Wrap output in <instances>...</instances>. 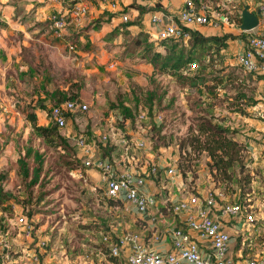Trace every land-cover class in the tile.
Segmentation results:
<instances>
[{
	"label": "rangeland",
	"instance_id": "rangeland-1",
	"mask_svg": "<svg viewBox=\"0 0 264 264\" xmlns=\"http://www.w3.org/2000/svg\"><path fill=\"white\" fill-rule=\"evenodd\" d=\"M206 1L208 14L236 4L235 0ZM249 2L241 0L237 6H246ZM60 11L58 5L43 0H0V192L6 197L0 204V222L6 221L4 226L1 222V227L14 249L20 251L28 243L17 235V230H6L16 210H22L33 222L37 239L48 241L47 249L40 253L41 264H108L99 250L90 252L86 243L95 239L94 222L103 217L110 218L119 234L139 232L149 243L155 232L167 228L160 225L162 217L156 211L143 215L129 202L111 206L105 196L106 182L100 172L92 173L91 169L97 170L93 166L83 167L88 154L75 139L80 136L86 139V147L93 151V161L103 155L100 144L115 146L112 159L116 167L124 163L132 172L141 174L153 188L150 194L169 203L165 202L169 192L175 194L169 169L178 167L184 155L179 141L203 114L236 130V137L247 144V154L253 159L252 167L257 173L253 192L246 199L252 201L251 209L239 199V193H227L224 185H216L206 153L193 162L187 177L179 172L184 185L176 194L183 200L190 194H200L203 200L212 193L219 205L240 202L243 214L232 217L228 223L235 231L234 239L241 238L244 253L248 251V236H255L261 245L264 239V129L258 125L264 120L256 106L263 103L264 78L250 74L237 62V42L230 40L222 54L215 57L217 61L210 62L204 57L202 62H196L197 66H192L205 75L207 83V86L192 88L150 62L148 55L157 47L174 45L157 37L159 26L153 27L149 22L150 13L141 15L139 10L136 13L128 10L129 22L137 14L142 22L141 27L125 25L119 19L125 11L94 3L83 26L70 31L69 42L76 44V49L71 51L66 42H59L52 34L54 17ZM192 29L207 35L230 33L228 26L218 29L212 24L192 26ZM137 38L142 39L141 45L136 42ZM190 49L183 42L177 45V51L186 55ZM194 71L188 70V75ZM238 89L258 103L254 105L245 98L233 106ZM63 92L67 96L76 94L89 105L88 111L71 117L66 127L58 128L71 150L44 137L29 117L35 113L38 125L56 126L49 110ZM121 102L132 108L134 118L123 117ZM239 107L245 111L241 112ZM159 133L166 136L169 144L155 152L152 137ZM2 176L6 178L1 180ZM163 185H167L166 190L160 189ZM249 213L254 217L251 223L255 226L248 225ZM164 214L171 213L167 209ZM239 222L243 223L241 228H237ZM19 255L14 252L13 257ZM21 259L9 264L27 262Z\"/></svg>",
	"mask_w": 264,
	"mask_h": 264
},
{
	"label": "built area",
	"instance_id": "built-area-1",
	"mask_svg": "<svg viewBox=\"0 0 264 264\" xmlns=\"http://www.w3.org/2000/svg\"><path fill=\"white\" fill-rule=\"evenodd\" d=\"M43 1L58 5L61 8V11L54 17L52 34L59 42H66L71 51L76 49V44L69 42L70 31H75L83 26L84 20L94 3L125 11L120 17L123 23H128L131 20V15L126 10L131 3H122L121 0ZM145 1L149 0H134L139 5L145 4ZM150 1L153 7H157L158 4L163 6L164 3L170 0ZM240 1L235 0L237 3ZM249 1L247 5L251 11L257 12L261 10L259 25L249 31L241 28L242 23L238 25L233 20L232 17L235 13L233 5L228 6L225 10L222 9L208 14V6L203 4L201 7H197L193 0H183L185 3L184 7L177 16H171L163 9H158L152 11L149 20L154 27L159 26L156 35L160 40H168L170 38L189 39L190 32L186 29L192 28V26L212 24L215 27L227 25L232 27V30L237 29L239 33H245V39L242 40L243 48L236 52L237 62L248 72L264 71V0ZM254 4L257 5H255V8L253 7ZM124 7L125 9L123 10ZM243 8L244 6L242 5L239 10L241 15ZM261 99L264 103V94ZM88 109L89 105L82 100L67 99L52 107L51 116L58 128H64L67 125L68 119L77 116L79 113L86 112ZM261 117L264 120V113L261 114ZM104 139L106 140V137ZM75 140L77 145L88 154L85 160L86 166L96 168L100 172L102 180L106 182L105 196L108 199H121L125 203L129 202L134 205L141 214L150 213V209L157 205L158 199L144 191L146 185L145 177L139 173L132 172L129 167L124 166V163H118L116 167L114 161L111 162L102 157L97 161L91 160L93 158V151L86 147V139L80 136ZM169 174L171 177L181 176L178 167H171ZM217 204L219 205L212 193L205 200H202L197 194H190L187 196V200L182 199L176 202L174 212L182 214L185 217L188 228L184 229L178 225L175 226L170 232L171 249L166 253H161L150 248L145 242L144 236L139 232L133 231L121 233L118 241H113L112 236L109 234L104 235V243L107 244L111 254L118 257H122L124 248L128 247L125 264H234L233 258L228 254L231 235L222 226L220 217L232 218L240 216L243 214L244 208L240 202H224L218 206V217L211 213L212 208ZM166 205L168 203H165ZM253 219L254 217L251 213L247 214V220L250 221L248 224ZM1 222L4 226L6 221L3 220ZM3 226L0 229V264H9L13 260H18V258H22L21 261L27 259V262L24 264H41L40 253L42 254L47 249L48 241L47 239L36 238L35 225L27 214L22 210H16L13 217L7 223L6 230L8 232L17 230V235L23 236L28 240L29 244L25 243L24 246H21L20 251H16L11 240L6 238V233L2 230ZM193 233L210 243L212 250L210 256L203 255ZM33 245L35 246L33 247ZM14 252H19L18 258L13 257ZM248 264H264V257H253L249 259Z\"/></svg>",
	"mask_w": 264,
	"mask_h": 264
},
{
	"label": "trees",
	"instance_id": "trees-1",
	"mask_svg": "<svg viewBox=\"0 0 264 264\" xmlns=\"http://www.w3.org/2000/svg\"><path fill=\"white\" fill-rule=\"evenodd\" d=\"M193 2L197 7H201L203 4H206L207 1L193 0ZM237 5V2L236 4H233L235 13L232 18L238 25H240L243 18L239 12L241 7ZM219 7L220 6H218V8ZM158 9L165 10L161 4H158L157 7L146 9L136 2H133L129 4L126 10H139L141 15H145V13H149ZM140 14L134 21L125 23V25L128 24L141 27L142 21L140 20ZM186 30L190 32L189 39L170 38L168 40H162L172 41L174 45L172 47H161V49L160 47H157L150 55H148L150 58L149 60L154 67L159 68L164 73L166 72L171 75H176L178 79L182 80V83L188 85L189 87L195 88L199 86H207L205 75L198 73L197 71H199V69L195 70L192 68V66H197L196 62H202V58L204 57H206V59L208 58L210 62L217 61L215 57L222 54L228 42L230 40H244L245 33L230 32L223 35H207L199 30H193L192 28H187ZM141 40L142 39L137 38L136 42L141 45L143 42ZM182 42L188 44L191 48L190 53L187 55L183 51H177V45L181 44ZM188 70H195V73L193 75H188ZM253 73L255 74V71L250 72V74ZM259 77L263 78L262 75ZM67 94L68 93L63 92L55 104H60L67 99H78L76 94L72 96H67ZM245 98L247 100L249 98V101L254 103V105L258 103L253 97L248 96L247 92H243L241 89H238L237 94L234 96L233 106H236L243 100H246ZM152 100L153 98L151 96V101ZM123 103L124 102H121L120 104L122 107V112L124 113L123 117L126 120L134 118L132 108L124 105ZM41 107L42 109H46L45 105H42ZM238 110L241 112L245 111V109L242 107H239ZM49 112L51 114V110H49ZM29 117L35 129L38 130L44 137L56 142V145L62 147L63 149L71 150L68 140L64 136L60 135L57 125H52L51 127L40 126L37 124L38 117L35 113L30 114ZM214 119L215 118L213 116L203 114L197 117L194 124L189 126L185 136L179 141V146L181 151H184V155L182 154L180 160L178 161V170L183 177H187L188 173L192 171L193 162L203 153H206L210 158L208 166L216 185H224L227 188V193H239V199L242 198L245 202L246 208L251 209L252 201H248L246 199L253 192V183L256 181L257 173H255V170L252 167L253 159L247 154V144L243 141H240L236 137V130H230L229 128L217 123ZM168 144L169 142L166 141V136L160 135V133L152 137V146L155 152H159L160 148L166 147ZM100 147L103 154L102 158L113 162L112 154L115 151V146L100 144ZM184 159L186 160L185 162ZM78 162L82 163L81 159H78ZM83 167H86L85 163H83ZM154 169L157 171L156 167ZM4 178L6 177L2 176L1 180ZM37 180L38 177H36L35 182H37ZM160 189L166 190L167 185L161 186ZM197 196H200V194H197ZM157 199L159 200V198ZM5 200V195L3 192H0V204H3ZM108 200L111 206L125 204V201L121 199ZM175 204L176 203L170 201L168 203L169 208H167L164 201L160 199L158 206L160 208V212H163V214L167 209H169L171 214H167V216L176 217L178 226L187 229L188 226L185 222V217L182 214L174 212ZM155 214L159 216V213ZM94 224L95 225L93 226V229L92 227H89L90 225L87 226L88 228L92 229L94 234H96L95 239L86 241L88 248L101 251L105 256L103 260L108 264H125V258L123 256L118 257L112 255L107 244L104 243V235L107 234L112 236L113 241L119 240L120 234L116 231V225L111 223L110 218L104 217L100 221H95ZM240 239L241 238L238 237L235 250H238L241 246Z\"/></svg>",
	"mask_w": 264,
	"mask_h": 264
},
{
	"label": "crops",
	"instance_id": "crops-1",
	"mask_svg": "<svg viewBox=\"0 0 264 264\" xmlns=\"http://www.w3.org/2000/svg\"><path fill=\"white\" fill-rule=\"evenodd\" d=\"M125 0H122V2ZM182 2L183 0H170L166 3H164L163 5V8L165 9L164 11L168 14H170L171 16H177L179 14V11H180V8L182 6ZM145 5L148 9L149 8H154L153 5L151 4V1H145L144 2ZM135 13L137 12L136 10H133ZM133 12V13H134ZM150 14L152 13L149 12ZM150 14H149V17H150ZM121 17V16H120ZM119 17V19H120ZM146 18V17H145ZM149 20V18H147ZM121 21V19H120ZM150 22V20H149ZM151 23V22H150ZM227 25H224V26H219V27H215L214 28H222V27H226ZM154 27V26H153ZM228 30L229 32H234V33H237V29L236 30H232V27H229L228 26ZM232 41H236L237 42V47H236V51H239L240 49L243 48V41L241 40H232ZM235 47V45H234ZM240 47V48H239ZM234 52V53H235ZM255 74L258 75V78L260 75H263V78H264V71H257L255 72ZM262 78V79H263ZM256 110H260L261 112L259 113L260 115L262 113H264V103H261L260 105L258 104L256 106ZM257 127V126H256ZM262 128L264 129V123L262 124H259L258 125V128ZM250 144V143H249ZM257 150H259L258 148H256ZM92 173L96 174L99 172L97 170H94V169H91ZM90 171V170H88ZM96 172V173H95ZM171 180H172V187L174 188V192L175 194L172 195V192H169V199L168 200H165V202H178L179 200H182L181 196L180 195H177L176 194V191H179L183 185H184V180L182 179V176H170ZM153 188L151 187V185L149 183H146L145 187H144V191L146 193H149L150 194V191L152 190ZM186 200H187V197H186ZM160 201V198L157 202V205L152 207L151 211H156V213H159V216H161L162 218L160 219V222H162V224H160L161 226H164V227H167L165 230H159L160 232L158 233L155 232L154 233V236L151 238L152 240L148 243L147 240H146V237H145V242L147 243V245L152 248V249H155L161 253H166L167 251H169L171 249V239H170V232L175 228V226L178 225V222L176 220V217H172V216H167V214H163V212H160V208L158 206V203ZM218 204L212 208L211 210V213L212 215H215V216H218L219 217V208H218ZM149 214H152V213H149ZM143 215H147V214H143ZM220 220H221V223H222V226L224 227V229H226L230 235H231V242H230V247H229V256L233 258V261H234V264H248V261L249 259L253 258V257H264V246H263V243L261 245L258 244V242L255 240V236H248V247L246 248V250H248L246 253H244L242 247L240 246V248L238 250H235V246L237 244V240H238V237H237V240L234 239V235H235V231L234 229L231 227L229 223V221L231 220L230 217H220ZM243 225L242 222H239L237 228H241V226ZM249 226L252 225V226H255L254 223L252 224H248ZM155 228V227H154ZM249 230V229H248ZM194 235V238L198 241L199 245H200V249H201V252L203 253V255L205 256H210V253L212 252L211 248H210V243L206 240V239H201L199 237H197V235L195 233H193ZM87 243V242H86ZM127 249L128 247H125L124 248V251L122 253V256L126 259L127 258ZM94 251H97V250H94V249H90V252L94 253ZM239 258V259H237ZM102 259H104V256H102ZM92 262V261H91ZM88 263V262H86ZM95 264V263H94Z\"/></svg>",
	"mask_w": 264,
	"mask_h": 264
},
{
	"label": "water",
	"instance_id": "water-1",
	"mask_svg": "<svg viewBox=\"0 0 264 264\" xmlns=\"http://www.w3.org/2000/svg\"><path fill=\"white\" fill-rule=\"evenodd\" d=\"M260 13H261V10H258L257 12H253L250 10L248 5L244 6L243 11H242L243 19H242L241 28L246 31L256 28L259 25V14Z\"/></svg>",
	"mask_w": 264,
	"mask_h": 264
}]
</instances>
